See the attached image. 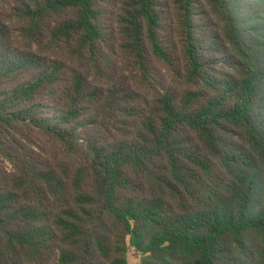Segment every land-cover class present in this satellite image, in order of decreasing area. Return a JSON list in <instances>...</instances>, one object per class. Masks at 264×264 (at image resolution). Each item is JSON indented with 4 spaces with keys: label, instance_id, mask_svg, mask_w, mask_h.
<instances>
[{
    "label": "trees",
    "instance_id": "trees-1",
    "mask_svg": "<svg viewBox=\"0 0 264 264\" xmlns=\"http://www.w3.org/2000/svg\"><path fill=\"white\" fill-rule=\"evenodd\" d=\"M264 264V0H0V264Z\"/></svg>",
    "mask_w": 264,
    "mask_h": 264
},
{
    "label": "rangeland",
    "instance_id": "rangeland-1",
    "mask_svg": "<svg viewBox=\"0 0 264 264\" xmlns=\"http://www.w3.org/2000/svg\"><path fill=\"white\" fill-rule=\"evenodd\" d=\"M140 257L133 251H130L127 256V264H139Z\"/></svg>",
    "mask_w": 264,
    "mask_h": 264
}]
</instances>
